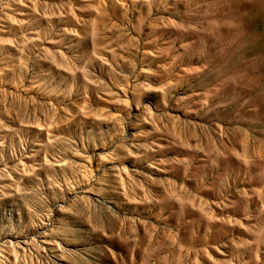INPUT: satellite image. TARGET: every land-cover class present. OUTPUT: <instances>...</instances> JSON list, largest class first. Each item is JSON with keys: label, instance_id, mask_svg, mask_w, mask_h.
<instances>
[{"label": "rangeland", "instance_id": "1", "mask_svg": "<svg viewBox=\"0 0 264 264\" xmlns=\"http://www.w3.org/2000/svg\"><path fill=\"white\" fill-rule=\"evenodd\" d=\"M0 264H264V0H0Z\"/></svg>", "mask_w": 264, "mask_h": 264}]
</instances>
